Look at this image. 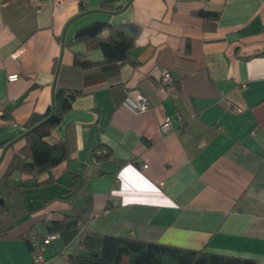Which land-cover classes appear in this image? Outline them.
I'll list each match as a JSON object with an SVG mask.
<instances>
[{"label": "crops", "instance_id": "crops-1", "mask_svg": "<svg viewBox=\"0 0 264 264\" xmlns=\"http://www.w3.org/2000/svg\"><path fill=\"white\" fill-rule=\"evenodd\" d=\"M101 2L0 0V178L31 115L48 112L56 89L81 91L48 137L66 140L70 159L27 189L29 214L0 237V264H69L78 238L60 237L37 262L27 237L88 205V230L264 264V0H120L119 11ZM201 9L220 12L215 29ZM97 21L142 26L136 64L75 65L73 50L102 59L66 46ZM164 69L172 86L161 83ZM139 92L151 106L136 113L124 100Z\"/></svg>", "mask_w": 264, "mask_h": 264}, {"label": "trees", "instance_id": "trees-1", "mask_svg": "<svg viewBox=\"0 0 264 264\" xmlns=\"http://www.w3.org/2000/svg\"><path fill=\"white\" fill-rule=\"evenodd\" d=\"M7 1V0H5ZM120 0H102L101 9L119 11L123 5ZM133 0H129L131 3ZM81 9L86 10L83 2ZM196 14L204 19V28L213 30L220 12L201 9ZM142 33L138 23L127 22L112 25L97 21L79 31L74 40L66 42L70 49L83 45L86 53L100 50L101 60H93L79 51H74V63L82 69L119 63L136 64L132 60V50ZM81 91L59 88L54 93L53 104L46 114L34 113L26 123V144L14 154L5 173L0 178V237L8 236V231L24 221L28 214L26 192L30 186H42L51 182L42 176L54 167L70 159V144L66 140L51 143L48 137L62 123L73 107L71 95ZM34 128V129H33ZM105 149L101 146V151ZM106 150V157L110 156ZM80 173L72 174V190L79 182ZM90 200H88V203ZM64 214L61 219H45L46 231L58 233L65 244L78 238L74 253L68 255L69 264H257V260L236 255L195 250L159 242H147L130 237L92 231L82 224L83 214ZM30 232L27 241L36 235ZM31 246V245H30Z\"/></svg>", "mask_w": 264, "mask_h": 264}, {"label": "built area", "instance_id": "built-area-1", "mask_svg": "<svg viewBox=\"0 0 264 264\" xmlns=\"http://www.w3.org/2000/svg\"><path fill=\"white\" fill-rule=\"evenodd\" d=\"M57 2L61 3L62 0H57ZM18 78H19L18 74H10L8 76L9 81H16L18 80ZM160 80L162 84H165L167 86H172L174 82V78L171 72L167 69H164L162 71ZM124 104L136 113L146 112L150 109L151 106L150 98L144 92H139L135 96H128L124 100ZM178 119L181 120L180 116ZM181 127L185 128L186 122H182ZM173 129H174V125L172 123V120L169 117H166L164 122L161 124V131L163 133H169ZM141 167L146 168L148 167V164L144 163L141 165ZM59 238L60 235L58 233H49L47 231L38 233L30 238L31 249L35 254L37 262L44 261L45 248L48 245L53 244Z\"/></svg>", "mask_w": 264, "mask_h": 264}, {"label": "water", "instance_id": "water-1", "mask_svg": "<svg viewBox=\"0 0 264 264\" xmlns=\"http://www.w3.org/2000/svg\"><path fill=\"white\" fill-rule=\"evenodd\" d=\"M71 98L74 99L75 98V95H71ZM0 202L3 203V201H0Z\"/></svg>", "mask_w": 264, "mask_h": 264}]
</instances>
